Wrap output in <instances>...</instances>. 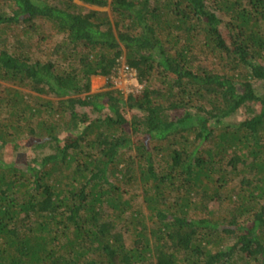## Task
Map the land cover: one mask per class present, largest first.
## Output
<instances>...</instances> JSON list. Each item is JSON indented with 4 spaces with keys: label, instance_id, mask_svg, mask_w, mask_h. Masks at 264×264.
Instances as JSON below:
<instances>
[{
    "label": "trees",
    "instance_id": "1",
    "mask_svg": "<svg viewBox=\"0 0 264 264\" xmlns=\"http://www.w3.org/2000/svg\"><path fill=\"white\" fill-rule=\"evenodd\" d=\"M0 264H264V0H0Z\"/></svg>",
    "mask_w": 264,
    "mask_h": 264
},
{
    "label": "rangeland",
    "instance_id": "2",
    "mask_svg": "<svg viewBox=\"0 0 264 264\" xmlns=\"http://www.w3.org/2000/svg\"><path fill=\"white\" fill-rule=\"evenodd\" d=\"M78 3H81L80 1H77ZM82 4V3H81ZM88 8H92V9H99V10H109L108 7H104V8H99V7H96V6H89V5H86ZM120 67V66H119ZM110 81H112V84H113V88L115 89H119L120 91L123 92L124 95L128 94V93H132V92H137V91H140L141 89V85L137 84L135 82V79L134 78H129V76L125 73H122V68L121 69H117V74L115 76H112L109 78ZM108 81V78L104 77V76H97V75H94L91 77L90 79V83H91V88H90V92L91 93H95V92H100V91H104L106 88V83ZM259 106L258 104L256 103H249L247 104L246 106L244 105V107L239 110L234 118L235 119H239L245 115H247L250 111H254L256 109H258ZM28 152L27 150H24L20 153H18L16 155V157L20 158V159H25V157H27L28 155ZM12 155V154H11ZM9 155V156H11Z\"/></svg>",
    "mask_w": 264,
    "mask_h": 264
},
{
    "label": "built area",
    "instance_id": "3",
    "mask_svg": "<svg viewBox=\"0 0 264 264\" xmlns=\"http://www.w3.org/2000/svg\"><path fill=\"white\" fill-rule=\"evenodd\" d=\"M119 69H121L122 68V73H125V74H127L128 76H129V78H134L135 77V75H136V71H135V69H133V68H130V67H128L127 65H125V64H121L120 65V67H118Z\"/></svg>",
    "mask_w": 264,
    "mask_h": 264
}]
</instances>
